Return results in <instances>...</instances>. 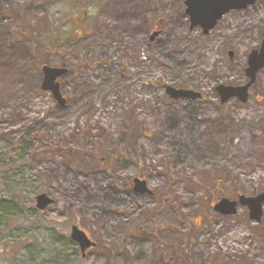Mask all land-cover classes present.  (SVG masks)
<instances>
[{
    "label": "rangeland",
    "instance_id": "374dc122",
    "mask_svg": "<svg viewBox=\"0 0 264 264\" xmlns=\"http://www.w3.org/2000/svg\"><path fill=\"white\" fill-rule=\"evenodd\" d=\"M78 1L0 0L6 51L0 62V264L160 263V248L146 235L131 237L135 223L201 226L205 233L228 226L233 248L243 239L260 240L246 207L224 216L210 199L264 191V69L246 103H220L215 90L245 84L249 54L264 35V0L246 11L258 21L254 28L223 51L190 37L175 3L166 7L171 32L162 44L147 36L142 0H87L94 16L81 35ZM6 16L19 19L25 32L17 49H11L19 41L8 34L12 29L3 28ZM41 60L71 68L59 79L61 93L70 96L65 106L42 90ZM165 85L199 91L203 99H171ZM138 127L143 134L133 137ZM136 177L167 199L130 195L128 183ZM42 192L55 202L40 211L35 198ZM73 225L99 244L85 257L70 238ZM112 246L122 252L117 259L106 248ZM181 250L177 264H208L225 255L209 249L207 259L188 243Z\"/></svg>",
    "mask_w": 264,
    "mask_h": 264
},
{
    "label": "flooded vegetation",
    "instance_id": "af4514ba",
    "mask_svg": "<svg viewBox=\"0 0 264 264\" xmlns=\"http://www.w3.org/2000/svg\"><path fill=\"white\" fill-rule=\"evenodd\" d=\"M148 1L150 3H148L147 6L144 3L145 0L141 1L145 7V9L143 10V13L145 15V22L149 27V29L147 30V36L149 37L152 43H157V44H162L166 42V39L163 37L165 36L167 38V34L170 35L171 31L168 27V22H170V17L169 15L166 14V7L167 4H171V3L177 4V6L182 10L178 14L177 19L181 23V26L186 27L188 31L191 32L190 37L194 36L195 40L196 38L198 39L203 38L204 40L209 41L210 45L214 43L215 50L217 51L218 50L223 51L227 46L230 49L231 44L229 42L233 37L235 40H239L245 37L248 31L254 28V24L258 22L257 20H255V18L252 20L250 19L248 20L246 13L249 7L248 6L242 9L230 10L229 12L224 14L219 20H217L213 28L206 31L205 28L201 25L192 27L191 16L187 12V8H188L187 0H156L157 2L156 7L158 10H156L153 15L151 14L152 9L150 8L151 7L150 4L153 0H148ZM78 2L80 6L79 9L76 10L79 12L78 19L80 22V29H81L80 34L82 35V34H87L89 21L92 20L94 15L89 11L87 7V0H79ZM128 3H131V1H129ZM170 7L172 8V5ZM151 17H153L152 20ZM184 23H186L187 26ZM2 24L4 29H12L11 31L12 33L8 32V34L11 36V39L19 40V41H14L11 47V49H17L15 47L21 44V42H23L22 38L25 34L22 25L19 23V19L17 21L15 19L8 18L7 16L5 18L2 17ZM263 38L264 35L262 36V39ZM82 40L81 43L87 45L85 43L87 39L83 41ZM191 42L193 43V41ZM195 50L196 52H199V50L201 49L198 46L196 47ZM208 50H210V48H208ZM5 52L6 51H3V48L0 46V62L2 61L1 59ZM230 52L231 51L228 50V53ZM41 62L45 63V61L43 62L42 60ZM62 67L67 68L68 73H70L71 70L70 67H68L67 65H63ZM244 78L245 81L242 83L247 82L246 73ZM64 96L67 100V103H70V96L69 95H64ZM258 99H260V97H258ZM128 189L131 192L130 195H136V196L147 195L148 198L150 199L155 198L157 200V203L167 199L164 198L166 196H164L163 194H156L153 191L150 194L137 193L134 190L133 180L132 182L128 183ZM213 201H215V198L213 199ZM54 202L55 200L53 201V203ZM175 211L177 212V209H175ZM263 219H262L263 222L257 223V225L255 226L258 232L257 235L260 238L261 237L262 238L260 240L243 239L241 244L244 245V248L240 243L237 245V247L233 248L229 244L231 240V229L228 226H220V225L217 227H215V225H212L211 229H208V232L205 233V231H203L201 226H199V228L195 230L190 229V226H187L186 230L183 229L173 230L171 227L162 229L160 225L154 227V229H150L149 227L151 225H149V227H146L142 223H135L131 229V232H133L134 235L132 234L131 237H136L138 236L137 233H140L146 235V239H148L147 240L148 242H152L156 244L160 248V252H161V257H160L161 261L158 264H162V261L167 262L168 264H177L176 262L179 260V256L182 254L181 247L184 246L186 243H188L190 247H193L194 249L193 251H195L194 254L198 252L200 253V251H202L204 254L208 253L207 259L210 257L209 249H212L214 253L224 250V254H225L224 256H219V257L214 256L212 258H209L208 264H221L220 260L224 264H264V220ZM163 230L167 232V237L165 239L159 236V234ZM180 237H184L183 239L184 245L181 244V246H180L181 241L179 240ZM96 247H99V244L97 242H96V246L89 248L85 252V254L81 252L82 256L85 257L88 251ZM106 248L108 249V252L116 259L122 254L120 249L115 246H112L111 249H109L108 247ZM122 264H130V263L123 262Z\"/></svg>",
    "mask_w": 264,
    "mask_h": 264
},
{
    "label": "water",
    "instance_id": "95a60500",
    "mask_svg": "<svg viewBox=\"0 0 264 264\" xmlns=\"http://www.w3.org/2000/svg\"><path fill=\"white\" fill-rule=\"evenodd\" d=\"M256 1L257 0H187V12L191 16L192 27L201 25L208 31L215 26L217 20L230 10L245 8L255 4ZM230 55L232 57L233 54L230 53ZM263 68L264 39L260 49L252 50L249 55L248 67L246 68L249 81L239 86L220 84L216 87L221 97V103H226L233 98H238L242 103H246L249 100V89L256 82L258 72ZM42 71L44 74L42 89L50 91L55 99L62 106H65V98L61 93V86L58 79L67 74V69L44 65ZM165 91L170 98L175 100H196L202 97L200 92L184 88L177 89L171 85H165ZM134 190L140 194L151 193L147 181L141 178L134 179ZM52 202V198L46 193H41L36 197V207L39 210L46 209ZM241 206L248 208L252 221L260 223L264 214V192L256 196L240 195L238 200H232L226 197L219 198L214 205V210L222 215L230 216L236 215ZM71 238L79 244L83 254H85L88 248L95 246V243L88 237L86 232L77 226L72 228Z\"/></svg>",
    "mask_w": 264,
    "mask_h": 264
},
{
    "label": "trees",
    "instance_id": "16d2710c",
    "mask_svg": "<svg viewBox=\"0 0 264 264\" xmlns=\"http://www.w3.org/2000/svg\"><path fill=\"white\" fill-rule=\"evenodd\" d=\"M139 128V127H138ZM132 130V129H131ZM134 133H132V136L133 137H136L138 135H142L143 133L141 132V129L139 128V130L135 129V130H132ZM24 154H26V152H24ZM21 156H24L23 154ZM8 162L11 164V158H8ZM213 198L210 199V201L212 200ZM211 203V202H210Z\"/></svg>",
    "mask_w": 264,
    "mask_h": 264
}]
</instances>
